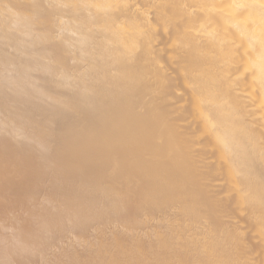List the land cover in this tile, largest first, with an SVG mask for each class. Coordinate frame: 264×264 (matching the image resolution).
<instances>
[{"label": "rangeland", "instance_id": "374dc122", "mask_svg": "<svg viewBox=\"0 0 264 264\" xmlns=\"http://www.w3.org/2000/svg\"><path fill=\"white\" fill-rule=\"evenodd\" d=\"M164 1L126 0L112 11L116 27L131 21L134 32L138 26L142 29L136 32L137 49L130 54L137 70L131 77L115 60L114 41L106 34L101 15L53 0H0V264H185L183 258L175 257L177 252L189 255L195 244L202 248L201 243L228 231L232 223H251L235 215V201L226 209L232 217L218 215L224 200L231 197L230 192L219 193V184H225L226 177L208 190L200 189V207L207 202L214 205L194 222L174 191L167 192L175 190L176 184L167 181V187L163 184L159 190L157 180L150 179L149 173L158 169L160 159L145 156L140 146L118 140L127 120L145 109V85L150 83L153 92L160 88L154 92L161 91L160 98L149 106L164 111L159 118H165L163 122L176 113L167 105H185L192 92L184 87L183 79L195 66L182 68L184 71L178 68L176 58L183 52L171 41L173 30L184 27L186 20L157 23L163 13V20L174 15L175 10L169 9L175 2L166 5ZM154 2L159 6L163 2V10ZM148 23L149 29L144 27ZM147 39L149 44H145ZM186 59L193 57L187 55ZM154 74L157 78L150 76ZM188 111L181 120L186 117L190 124L194 115ZM181 120L171 128L178 135L188 124ZM190 149L185 150L186 158L197 155ZM189 158L182 160L184 167L192 160ZM189 164L184 169L183 190L186 184L188 189V181L197 179L195 175L219 168H203L198 161ZM158 193L166 197L160 198ZM207 218L218 222L210 226ZM249 231L237 238L242 240L237 247L248 245V250L261 253L264 239L260 242L257 231ZM161 253L170 257L166 263ZM197 254L186 257L199 264L204 260L199 256L204 255ZM243 258L247 264H264L263 256Z\"/></svg>", "mask_w": 264, "mask_h": 264}, {"label": "bare ground", "instance_id": "6f19581e", "mask_svg": "<svg viewBox=\"0 0 264 264\" xmlns=\"http://www.w3.org/2000/svg\"><path fill=\"white\" fill-rule=\"evenodd\" d=\"M53 1H59L63 4L67 3L73 7L79 8L80 6H84L86 10L89 9L91 12L93 11L94 16H102L105 25L104 28L108 32L106 34H108V36L111 35L109 37L110 39L112 37L114 41V48L112 49L115 54V60L122 65V68H127L126 73L131 75V77L137 74V70L131 65L130 54L137 47L136 32L138 33V30L141 28L139 26L136 27L135 29L137 31L134 32V26H131V21L130 23L128 21V24H119L118 27H116L112 14L114 8L121 7L125 4L126 0ZM167 2L170 5H173L171 2H175V5H173L175 9L172 7L169 11L175 10L172 13L175 15L177 12L176 16H171L172 14H170L169 17L167 16V18L163 20L162 17L165 13L161 11L163 15L161 16L158 12L161 17L159 20H156L158 21L157 23H163L164 21L169 23L173 18H177L176 21L178 18L186 20V22H184V27H181L179 30L175 28L177 31L173 30L175 35L170 38L174 44L175 42L177 43L175 44V49L178 48L183 52L180 56L177 54L178 57L176 60L179 59L178 61H180L178 68L182 70V68L188 67L189 65L195 66L193 72L185 71L187 73L183 79L184 87L186 86L187 90L188 87L192 90L191 95L189 92L188 94L190 96L186 98L188 99L187 103L183 106L175 108L176 106L174 107V104L169 103L167 108H173L176 113H173L174 116L171 120L163 122L162 120L165 118L161 121H159V118L160 116L164 117V111L159 107L153 110L149 106L160 98L161 91L156 95L154 94V92L160 88L155 89L153 92L150 83L149 86L145 85L144 90H142L141 86V90L144 92L145 97L148 98L146 106H143L145 109L137 114L135 113L136 115L134 117L127 120L126 125L123 127L124 129L121 130V136L119 132H114L119 134V137H117L121 142L124 141L128 146L134 148L140 146L144 149L145 156H151V154H153L154 157L156 156L160 159V162H158V169L149 173L151 174L150 179L152 180L153 177V179L155 178L154 181L157 180V184L160 185L158 188L159 190L161 187L165 186L164 183H167V181L168 183L172 182V184H176L174 186L175 190L169 189L171 191H167L168 188H166V191L168 193L174 191L173 194L176 196L177 200L181 202L179 204H181V206L185 204V208H183L190 212L189 214L193 216L194 222L198 221L202 211L214 205V202H207L200 207L198 204L200 201L198 202V200H201L203 195L201 190H208L212 184H215L219 180H223L225 177L226 179L228 178L225 184L220 185L218 183L219 193H231V197L224 200V207L218 215L222 217L231 215L230 217H232L233 215L226 209L233 205L235 201L234 208H236L238 212L235 215L241 220L248 219L251 223L246 221L247 223L245 226H238L232 223L231 228L228 223L220 220L221 224L228 225V227L230 226V228H228L229 230L215 239L211 238L204 244L201 243L200 245H203L202 248H198V245L195 244V246L190 249L193 254L189 252V255L192 254L191 256L194 258L195 253H203L202 255L204 256L199 257L200 259L204 258V260L201 259L199 264H247L243 256L255 255V257H264V249L260 253L258 252L259 250L255 251L256 249L253 251H251V249L248 250V245H245L244 248L237 247L240 244L238 241L242 239V236L244 238L249 230L252 231L254 229L255 232L257 231V238L259 240L264 239V0H166V3ZM157 3H155V5L159 6L158 4L160 1L158 4ZM166 3L164 1L163 4ZM161 5L159 8L163 10V5ZM79 8H76V10ZM190 8H195L196 11L195 9L191 11ZM116 15L118 14H115V16ZM97 21L94 24H98ZM165 25L166 24L162 25V27ZM144 27L149 29L150 24H145ZM139 33H141V31ZM108 36H106V39ZM149 42L148 39L145 40V44H149ZM187 55L192 56L193 59H186ZM172 66L173 65H168L169 68ZM184 70L185 69L182 71ZM150 76H152V78H157L155 74ZM156 87H158V85ZM139 92H137V95L140 97L141 93ZM247 98H249L248 102L245 101ZM185 111H188L190 115L192 111L194 117L192 116L193 118L190 124L187 122L188 118H183L185 121L187 120L186 122L188 124L185 123V131L181 135H178L180 133L177 134L174 131L172 132L171 128L172 126L178 125ZM184 120L181 121L183 122ZM179 126L181 127V124ZM114 132L113 134H115ZM116 135H113V137L115 138ZM182 136L187 138H183V144L180 140ZM190 148H193L194 151ZM189 149L191 152H197L195 157L192 158L189 156L192 158L189 163L191 162V164H193L195 161H198L203 164V168L210 167L211 165L219 166V168H216L215 171L208 172L204 176L195 175L197 179L201 178L199 179L201 181L192 179V181L196 180L197 182L188 181V183H190L188 189H186V184L185 190H183V186L181 185L187 180V177L185 181L183 179L185 175L184 169L189 163H186L184 167L183 164L185 162L182 160H187V158H189H186L185 154ZM185 150L188 151L185 152ZM188 155H190V152ZM157 158H155L156 161ZM164 158H166L165 161L163 160ZM148 163L150 164V162ZM185 171L187 172V170ZM186 174L187 176L189 175V173ZM190 176L191 178L193 177L192 175ZM154 181L152 180V182ZM202 181H206L207 183L204 182L205 184H203ZM154 185L156 184L154 183ZM151 187L152 186H150V188ZM163 189L165 190V188H162V190ZM159 194L160 193H158V195ZM159 196L161 198L164 195ZM164 197H166V195ZM206 221H209L210 226H212L216 223L217 219L207 218ZM237 238L241 239L236 241ZM204 239L206 238L204 237ZM119 242L121 243V241ZM119 242L116 244H119ZM166 244L167 243H165V245ZM261 244L264 248V240ZM123 248L125 247L123 246ZM228 250L231 252L226 253ZM184 252L186 253V251ZM179 253L177 252L175 257L178 256V259L183 258L185 264H192V257H186L189 255ZM161 254L163 256H160L162 259L168 256L166 254L165 256L163 253ZM242 258L244 259L243 261ZM165 261L167 262V258L164 262ZM139 263H141V261H139Z\"/></svg>", "mask_w": 264, "mask_h": 264}]
</instances>
